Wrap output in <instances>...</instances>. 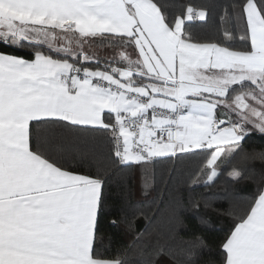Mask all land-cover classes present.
<instances>
[{
  "label": "snow or ice",
  "instance_id": "1",
  "mask_svg": "<svg viewBox=\"0 0 264 264\" xmlns=\"http://www.w3.org/2000/svg\"><path fill=\"white\" fill-rule=\"evenodd\" d=\"M217 13L229 27L193 32ZM256 135L264 0H0V264H264V146L245 148ZM193 158L188 191H206L172 198L176 237L189 215L206 223L221 180L233 202L255 189L215 250L196 231L183 244L139 232L143 209L108 211L126 170ZM121 224L133 243L101 252L104 226Z\"/></svg>",
  "mask_w": 264,
  "mask_h": 264
},
{
  "label": "trees",
  "instance_id": "2",
  "mask_svg": "<svg viewBox=\"0 0 264 264\" xmlns=\"http://www.w3.org/2000/svg\"><path fill=\"white\" fill-rule=\"evenodd\" d=\"M168 4H181L185 0H164ZM191 4L197 8L206 4L231 3L233 0H190ZM174 10V9H173ZM227 23L219 21V13L213 17L211 25L204 26L198 21L191 23L193 32L197 35H203L205 31L212 30L217 27H229ZM23 55L24 53H18ZM264 146V140L259 135L253 136L245 144L247 151L251 152L253 149L260 150ZM101 151H106V145H99ZM200 158H193L191 160L176 161L162 160L153 168L147 170H131L125 171L119 181L114 180L109 191V212L119 213L121 218L127 215L131 218L133 212H139L143 209L148 212V217L137 215L134 221V228L139 232H143L148 228L152 233L154 240L160 243H170L173 240L176 244H183L190 239L192 231L202 234L210 244L214 246L223 238L227 228L237 218L233 214V209L237 208L242 211L244 200L249 198L250 192L254 191V187L247 188L241 186L239 197L237 201L233 202L225 198L226 193L231 194L233 190L228 188V185L221 180L213 191L217 194L218 199L215 201V206L206 213H201L205 216L206 223L201 224L195 217L189 215L187 219L188 228L186 229L188 235L176 237L170 231L171 216L169 206L173 197L188 198L189 195H196L202 190L197 188L196 193L188 191L189 178L193 176L199 168ZM148 179L150 187L145 189L144 182ZM223 205V207H220ZM150 210V211H149ZM155 219L151 220V217ZM104 244L100 248L101 252L106 254H115L118 250L129 246L133 243V235L121 224L119 228H111L104 226L102 233Z\"/></svg>",
  "mask_w": 264,
  "mask_h": 264
}]
</instances>
